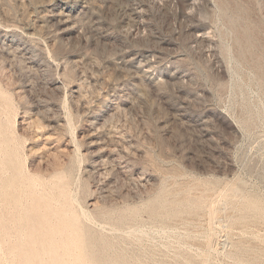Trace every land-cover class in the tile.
Masks as SVG:
<instances>
[{
    "label": "rangeland",
    "instance_id": "374dc122",
    "mask_svg": "<svg viewBox=\"0 0 264 264\" xmlns=\"http://www.w3.org/2000/svg\"><path fill=\"white\" fill-rule=\"evenodd\" d=\"M0 264H264V0H0Z\"/></svg>",
    "mask_w": 264,
    "mask_h": 264
}]
</instances>
